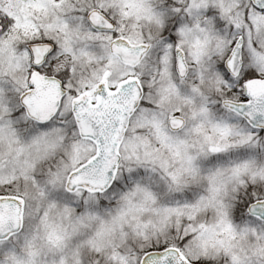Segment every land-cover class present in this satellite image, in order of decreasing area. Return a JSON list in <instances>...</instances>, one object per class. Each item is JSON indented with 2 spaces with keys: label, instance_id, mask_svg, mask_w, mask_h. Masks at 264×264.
I'll return each instance as SVG.
<instances>
[{
  "label": "snow or ice",
  "instance_id": "1",
  "mask_svg": "<svg viewBox=\"0 0 264 264\" xmlns=\"http://www.w3.org/2000/svg\"><path fill=\"white\" fill-rule=\"evenodd\" d=\"M0 264H264V0H0Z\"/></svg>",
  "mask_w": 264,
  "mask_h": 264
}]
</instances>
